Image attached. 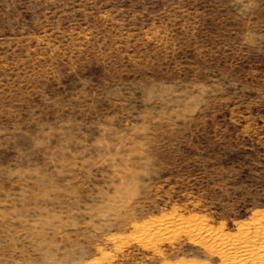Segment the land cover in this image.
I'll return each mask as SVG.
<instances>
[{
	"label": "rangeland",
	"instance_id": "374dc122",
	"mask_svg": "<svg viewBox=\"0 0 264 264\" xmlns=\"http://www.w3.org/2000/svg\"><path fill=\"white\" fill-rule=\"evenodd\" d=\"M0 264H264V0H0Z\"/></svg>",
	"mask_w": 264,
	"mask_h": 264
},
{
	"label": "trees",
	"instance_id": "16d2710c",
	"mask_svg": "<svg viewBox=\"0 0 264 264\" xmlns=\"http://www.w3.org/2000/svg\"><path fill=\"white\" fill-rule=\"evenodd\" d=\"M194 171H195V173L197 172V173H196L197 175L199 174V177L204 176V174H203V173H204V169H203V168L198 167V168H196ZM201 173H202V174H201ZM200 174H201L202 176H201ZM200 179H201V178H200ZM200 181H201V180H200ZM200 181H199V183H200ZM196 183H197V182H196Z\"/></svg>",
	"mask_w": 264,
	"mask_h": 264
}]
</instances>
